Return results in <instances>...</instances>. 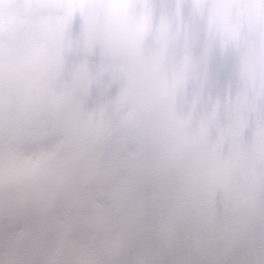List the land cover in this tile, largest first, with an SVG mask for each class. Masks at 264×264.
<instances>
[{"label":"rangeland","instance_id":"374dc122","mask_svg":"<svg viewBox=\"0 0 264 264\" xmlns=\"http://www.w3.org/2000/svg\"><path fill=\"white\" fill-rule=\"evenodd\" d=\"M164 1L0 0V264H264V0Z\"/></svg>","mask_w":264,"mask_h":264},{"label":"water","instance_id":"95a60500","mask_svg":"<svg viewBox=\"0 0 264 264\" xmlns=\"http://www.w3.org/2000/svg\"><path fill=\"white\" fill-rule=\"evenodd\" d=\"M131 60H132L133 64L136 65L138 68H140L142 66V59H141V55L139 52L132 54Z\"/></svg>","mask_w":264,"mask_h":264},{"label":"trees","instance_id":"16d2710c","mask_svg":"<svg viewBox=\"0 0 264 264\" xmlns=\"http://www.w3.org/2000/svg\"><path fill=\"white\" fill-rule=\"evenodd\" d=\"M167 1H172V0H165L164 2L166 3ZM156 175H158V171L157 170L155 172H151V176L152 177H156Z\"/></svg>","mask_w":264,"mask_h":264},{"label":"clouds","instance_id":"9594fccd","mask_svg":"<svg viewBox=\"0 0 264 264\" xmlns=\"http://www.w3.org/2000/svg\"><path fill=\"white\" fill-rule=\"evenodd\" d=\"M165 93L166 94H170L168 89H165Z\"/></svg>","mask_w":264,"mask_h":264}]
</instances>
